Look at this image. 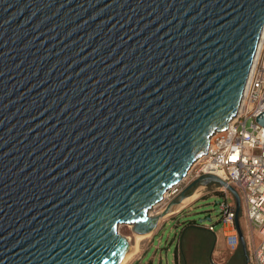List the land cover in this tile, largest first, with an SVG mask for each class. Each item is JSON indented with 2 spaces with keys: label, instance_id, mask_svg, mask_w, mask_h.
<instances>
[{
  "label": "water",
  "instance_id": "1",
  "mask_svg": "<svg viewBox=\"0 0 264 264\" xmlns=\"http://www.w3.org/2000/svg\"><path fill=\"white\" fill-rule=\"evenodd\" d=\"M262 27L264 0H0V264H115L119 225L153 231L235 114ZM199 183L230 191L237 226L213 174L160 215Z\"/></svg>",
  "mask_w": 264,
  "mask_h": 264
},
{
  "label": "built area",
  "instance_id": "2",
  "mask_svg": "<svg viewBox=\"0 0 264 264\" xmlns=\"http://www.w3.org/2000/svg\"><path fill=\"white\" fill-rule=\"evenodd\" d=\"M261 112H264V27L235 114L225 129L210 136L206 152L187 172L194 171L192 179L213 174L237 191L250 236L254 229L258 233L257 242L249 246L250 264H264V126L255 120ZM177 190L176 185L171 194ZM218 190L222 195L218 201L219 222L234 227L233 195L224 186ZM207 228L213 231L214 225ZM228 237L233 246L236 234Z\"/></svg>",
  "mask_w": 264,
  "mask_h": 264
},
{
  "label": "rangeland",
  "instance_id": "3",
  "mask_svg": "<svg viewBox=\"0 0 264 264\" xmlns=\"http://www.w3.org/2000/svg\"><path fill=\"white\" fill-rule=\"evenodd\" d=\"M191 170V169H190ZM189 171V170H188ZM194 171H190L177 185V191L175 193H169L168 197L163 201H160L156 205H154L150 210L149 214L151 216H159L163 209L167 206V204L175 198L182 189H184L188 184H190L195 178L192 179ZM202 186V189L199 197L195 200L185 204L179 210H175L170 212V214L166 215L163 219L159 221L156 225L155 229L150 232L149 238H146L140 243V251L137 253L135 258L129 264H174V252L176 249V242L179 239L189 233L188 221L196 220L197 218L202 217L206 214L210 215L211 220H206L202 223L197 222L198 224H213L215 231H219L222 228V223L219 222L220 214H219V204L214 205L215 201H220L222 199V195L218 190L221 185L218 183H209L204 185L202 183L196 184L191 190L187 193V196L191 194L197 187ZM186 196V197H187ZM185 197V198H186ZM181 199L179 202L175 203L176 205L181 203ZM234 203L235 199L233 197ZM191 203V204H190ZM173 204V205H175ZM172 207V206H171ZM242 205L240 201V212H241V220L243 221L242 215ZM182 213V216L178 220H172L173 216H176ZM179 222V225H176ZM118 232L125 236L128 239L130 244L134 241L133 236V226L130 224H121L118 226ZM254 236L258 237L257 230L254 229ZM193 238L195 240L198 239V232H193ZM195 254L194 256H196Z\"/></svg>",
  "mask_w": 264,
  "mask_h": 264
},
{
  "label": "crops",
  "instance_id": "4",
  "mask_svg": "<svg viewBox=\"0 0 264 264\" xmlns=\"http://www.w3.org/2000/svg\"><path fill=\"white\" fill-rule=\"evenodd\" d=\"M191 204V203H190ZM180 214L173 216L172 220H178ZM241 220V212L237 218V226L241 232L243 243L239 244V233L236 223L234 227L222 225V228L217 232L208 230L207 225L196 224V228H190L189 233L182 236L176 242L174 252V264H250L249 246L257 242L258 237L251 234V229L248 221L243 216ZM176 225H179L177 222ZM198 232V239L193 238V232ZM231 234H236L237 240L231 245V239L228 237ZM197 254L196 256H194ZM233 261V262H232ZM232 262V263H231ZM132 264V263H131Z\"/></svg>",
  "mask_w": 264,
  "mask_h": 264
},
{
  "label": "bare ground",
  "instance_id": "5",
  "mask_svg": "<svg viewBox=\"0 0 264 264\" xmlns=\"http://www.w3.org/2000/svg\"><path fill=\"white\" fill-rule=\"evenodd\" d=\"M197 161H195L194 163H196ZM194 163L191 165V167L194 165ZM190 167V168H191ZM189 168V169H190ZM202 189H204L202 186L200 187H197L191 194H189L187 197L184 196L183 198H185L184 200H182L181 203L179 204H175V205H171L168 210L165 212L164 215H159L157 216L156 218V225L159 223V221L161 219H163L166 215L170 214V212H173L175 210H179L181 207H183L185 204L195 200L197 197H199L202 191ZM174 190V188L166 191L163 195V198L162 200L164 201L167 197H168V194L171 193L172 191ZM181 198V199H183ZM179 199L178 202L181 200ZM161 200V201H162ZM164 216V217H163ZM151 231L147 232V233H137V232H134L133 233V236H134V241L132 244L129 243V245L126 247V250L124 251L123 255L121 256V258L115 263V264H129L134 258L135 256L137 255V253L140 251V243L142 240L146 239V238H149V234H150Z\"/></svg>",
  "mask_w": 264,
  "mask_h": 264
},
{
  "label": "trees",
  "instance_id": "6",
  "mask_svg": "<svg viewBox=\"0 0 264 264\" xmlns=\"http://www.w3.org/2000/svg\"><path fill=\"white\" fill-rule=\"evenodd\" d=\"M187 223H188V228H196L195 225L198 224L196 220H189Z\"/></svg>",
  "mask_w": 264,
  "mask_h": 264
},
{
  "label": "flooded vegetation",
  "instance_id": "7",
  "mask_svg": "<svg viewBox=\"0 0 264 264\" xmlns=\"http://www.w3.org/2000/svg\"><path fill=\"white\" fill-rule=\"evenodd\" d=\"M189 190H191V189H189ZM189 190H188V191H189ZM241 243H242V241H241L240 236H239V244H241ZM232 262H233V261H232ZM232 262H231V263H232Z\"/></svg>",
  "mask_w": 264,
  "mask_h": 264
}]
</instances>
